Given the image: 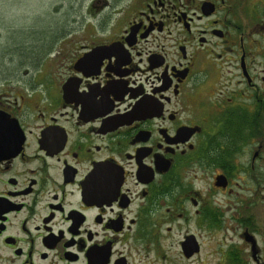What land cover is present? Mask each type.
Wrapping results in <instances>:
<instances>
[{
	"label": "flooded vegetation",
	"instance_id": "obj_1",
	"mask_svg": "<svg viewBox=\"0 0 264 264\" xmlns=\"http://www.w3.org/2000/svg\"><path fill=\"white\" fill-rule=\"evenodd\" d=\"M116 14L0 79V264H264V0Z\"/></svg>",
	"mask_w": 264,
	"mask_h": 264
},
{
	"label": "rangeland",
	"instance_id": "obj_2",
	"mask_svg": "<svg viewBox=\"0 0 264 264\" xmlns=\"http://www.w3.org/2000/svg\"><path fill=\"white\" fill-rule=\"evenodd\" d=\"M110 1L106 8L102 0H0V79L22 61L16 75L24 73L30 83L51 82L68 62V41L98 40L103 31L92 26H110L119 19L122 0ZM10 55L16 56L14 65Z\"/></svg>",
	"mask_w": 264,
	"mask_h": 264
},
{
	"label": "trees",
	"instance_id": "obj_3",
	"mask_svg": "<svg viewBox=\"0 0 264 264\" xmlns=\"http://www.w3.org/2000/svg\"><path fill=\"white\" fill-rule=\"evenodd\" d=\"M10 56H11V58L9 57V59H10V61H12V64L14 65L15 61L13 62V58H16V56H14V55H10ZM33 56H35V55H33ZM16 64L17 65H15V71H12L14 73L18 72L19 68L22 67L25 64V62L19 61Z\"/></svg>",
	"mask_w": 264,
	"mask_h": 264
},
{
	"label": "water",
	"instance_id": "obj_4",
	"mask_svg": "<svg viewBox=\"0 0 264 264\" xmlns=\"http://www.w3.org/2000/svg\"><path fill=\"white\" fill-rule=\"evenodd\" d=\"M88 57V56H87Z\"/></svg>",
	"mask_w": 264,
	"mask_h": 264
}]
</instances>
